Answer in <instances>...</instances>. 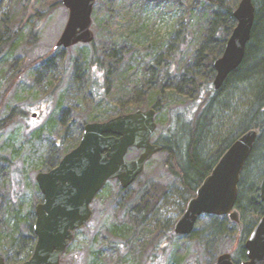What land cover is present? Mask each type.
<instances>
[{"label":"trees","instance_id":"1","mask_svg":"<svg viewBox=\"0 0 264 264\" xmlns=\"http://www.w3.org/2000/svg\"><path fill=\"white\" fill-rule=\"evenodd\" d=\"M234 1V4H230L228 0L107 2L108 17L118 25V30L122 33L120 36L126 37L135 57L140 54L148 62L139 63L136 60L135 65L124 63V58L118 59L114 52L109 55L105 52V63H100L101 57L94 53L90 64L97 63L101 71L103 69L104 76L99 80L93 74L87 77V83L89 80L91 87H96L97 84L102 88V91L96 90L93 93L96 103L93 107L96 109L103 106V111H109L114 106L118 109L116 115H119L150 106L158 114L166 103L175 98L180 101V105L171 113L162 136L155 140L162 146L158 153H166L165 166L179 186L164 185L148 179L134 194L131 192L133 184L122 188L117 179L110 180L103 189L110 182L117 183L120 206L125 215H133V220L127 223L131 218L129 217L128 220L112 225L108 230L111 239L107 241V245L95 250L88 264H138L143 247L152 244L149 241L150 234L158 238L154 244L155 253L163 250L174 236L180 235L174 231V219L159 217L162 204L172 200L180 206V216L223 153L244 132L256 129L257 142L242 172L236 202L243 222L239 235L245 234V238L240 239L236 251L231 252L237 263L246 259L245 242L264 215V202L259 195L260 183L264 177V0H254L256 19L244 61L227 77L222 87L215 90L214 62L223 54L228 38L237 24L233 12L238 0ZM35 2L37 0H0L1 8L4 4L7 5L6 12L0 17V53L6 52L11 56L15 54L19 43L26 37L25 24L29 22L32 10L37 18L46 17L48 12H40L35 8ZM61 4L62 0H57L56 5ZM171 8L181 9L189 17L198 12L204 27L203 33L195 37L186 25V20L175 36L169 33L161 35L153 25L147 23L149 11L154 13L164 9L168 12ZM19 15L22 16L19 19L21 24L17 25L15 19ZM136 18L139 21L133 22ZM178 34H182L180 40ZM195 41V55L182 62L187 49ZM170 42H176L175 47L172 46L174 50L170 51L173 52V59L164 56V47ZM88 44L91 48L94 47L93 41ZM108 46H104L105 51ZM44 59L54 61L52 56ZM20 109L12 108L10 115L23 116V110ZM63 115H68V111ZM105 116L103 120L113 117L109 114ZM97 117L90 116L85 120L81 117L82 122L73 130L74 135H79L78 138L65 139L59 143L61 146H56L54 154L43 162L47 171L57 166L63 156L79 144L84 125L88 120H98ZM2 129L3 121L0 122V132ZM143 173L144 171L140 176ZM172 195L174 196L171 198ZM11 211L13 213L9 220L0 218V235L3 236L1 233H4L9 236L12 244L18 242V255L13 257L6 252L0 254L5 256L7 262H23L31 256L36 246L35 218L30 224L26 223L28 232L19 241L22 224L20 209ZM205 216L211 218L215 232L224 231L225 220L229 223L228 230L233 231L236 225L227 215ZM195 232L194 230L188 236H193ZM64 259L62 257L61 264ZM81 259L76 256L74 264H79Z\"/></svg>","mask_w":264,"mask_h":264},{"label":"rangeland","instance_id":"2","mask_svg":"<svg viewBox=\"0 0 264 264\" xmlns=\"http://www.w3.org/2000/svg\"><path fill=\"white\" fill-rule=\"evenodd\" d=\"M108 1L96 0L92 14V48L88 43H78L69 48L56 47L67 24L69 10L63 3L56 5L57 0H37L35 8L42 13L48 12L46 17L37 18L32 10L30 20L25 24L26 37L19 43L15 54L11 56L6 52L0 53V122L3 121V129L0 132V218L9 220L13 213L11 210L20 209L22 224L19 241L28 232L26 223L30 224L34 218L36 220V206L43 201L36 175L47 171L44 160L53 155L56 146H61L59 143L65 139L78 138L79 135H74L73 130L82 122L81 117L85 120L90 116H98L95 121H105V115L114 117L117 114L118 109L114 106H111L109 111H103V106L96 109L93 107L96 105L93 93L96 90L102 91V88L97 84L96 87H91L89 80L87 83V77L93 74L95 79L99 80L103 78L104 73L97 63L90 64L91 56L95 53L101 57L100 63H105V52L108 55L114 52L118 59L124 58V63L135 65L136 60L139 63L148 62L140 54L135 57L126 37L120 36L122 33L118 30V25L108 17ZM228 1L230 4L235 2ZM6 9V4L0 7V17ZM21 18L19 15L15 19L17 25L21 24ZM146 19L161 35L169 33L175 36L186 22L195 37L204 31L198 12L189 17L181 9L171 8L168 12L161 9L154 13L149 11ZM134 20L138 22L139 18L133 19V22ZM181 38L182 34H178V39ZM176 42H170L164 47V56L173 59V52L170 51L174 50L172 46L175 47ZM104 46H108L106 51ZM195 47L196 41L187 49L182 62L195 55ZM49 56L54 57V61L44 59ZM180 103L175 98L166 103L156 115L158 126L152 136L153 142L162 136L171 113ZM15 107L23 110V116L10 115L11 109ZM149 108L151 107L143 109ZM65 111H68V115H63ZM140 153L139 150L131 149L127 159H136ZM166 158V153L155 154L147 162L143 175L138 176L139 180L137 178L138 181L133 183L131 192L135 194L139 191L148 179L178 187V182L171 177L165 166ZM118 188L116 182H110L107 188L96 196L91 204L93 217L76 234L67 254L63 255V264H74L76 256L82 258L79 264H88L95 250L107 245V241L111 239L109 228L133 216L124 214L118 199ZM170 201L160 205L158 215L160 218L176 221L180 206ZM132 220L131 217L127 223ZM228 224L225 220L224 231L215 232L211 218L203 215L193 236H174L172 242L157 254L154 244L158 238L150 234V239L149 236L146 238L152 244L143 247L138 264H214L220 254L236 251L240 239L245 238V234L239 235L238 224L233 227V231L228 230ZM1 234L3 236L0 235V253L6 252L16 257L18 242L12 244L9 236Z\"/></svg>","mask_w":264,"mask_h":264},{"label":"water","instance_id":"3","mask_svg":"<svg viewBox=\"0 0 264 264\" xmlns=\"http://www.w3.org/2000/svg\"><path fill=\"white\" fill-rule=\"evenodd\" d=\"M62 3L69 10V18L56 47L91 43L96 0H62ZM233 16L237 24L223 54L214 62L215 90L244 61L256 19L254 0H240ZM156 115L155 108L137 109L85 124L79 144L57 166L36 175L43 201L36 206L37 241L33 253L23 262H7L0 255V264H61L75 231L92 219L91 204L107 182L117 179L122 188H127L144 171L146 163L162 150L160 144L152 141L158 126ZM257 138L258 131L249 129L223 153L176 220V234L190 235L201 216L210 214L227 215L238 224L240 231L243 229L236 202L241 175ZM133 148L141 153L136 159L128 160L127 155ZM259 195L264 202V177ZM245 248L247 259L240 263L234 261L231 252H225L214 264H264V215L248 236Z\"/></svg>","mask_w":264,"mask_h":264},{"label":"flooded vegetation","instance_id":"4","mask_svg":"<svg viewBox=\"0 0 264 264\" xmlns=\"http://www.w3.org/2000/svg\"><path fill=\"white\" fill-rule=\"evenodd\" d=\"M233 259H234V258H233ZM246 259H247V256H246ZM244 260H245V259H244ZM234 261H235V260H234ZM242 261H243V260H242ZM240 262H241V261H240ZM240 262H239V263H240ZM236 263H237V262H236Z\"/></svg>","mask_w":264,"mask_h":264}]
</instances>
